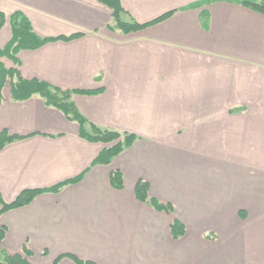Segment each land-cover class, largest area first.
I'll return each instance as SVG.
<instances>
[{
    "label": "crops",
    "instance_id": "0c3cea01",
    "mask_svg": "<svg viewBox=\"0 0 264 264\" xmlns=\"http://www.w3.org/2000/svg\"><path fill=\"white\" fill-rule=\"evenodd\" d=\"M241 0H120L125 21L110 31L99 0H0L48 41L0 57L23 79L73 93L89 124L135 136L109 162L111 145L38 94L22 101L2 88L0 197L49 189L0 214L3 253L30 264H264V14ZM264 2V0H256ZM122 188L111 186V171ZM137 182L167 206L135 196ZM56 190H52L55 189ZM182 227L174 236L171 224Z\"/></svg>",
    "mask_w": 264,
    "mask_h": 264
},
{
    "label": "trees",
    "instance_id": "16d2710c",
    "mask_svg": "<svg viewBox=\"0 0 264 264\" xmlns=\"http://www.w3.org/2000/svg\"><path fill=\"white\" fill-rule=\"evenodd\" d=\"M102 4L111 10L112 23L107 25L110 31L118 30L123 34L137 31L147 27L150 24L156 23L169 17L173 12H169L150 23L138 24L135 21H125L122 15L125 13L120 0H99ZM240 4L264 14V2L256 0H241ZM9 24L11 28L10 40L3 48H0V57L10 59L14 64H18L17 53L22 49H34L48 41L54 40H70L77 37L79 34L66 37L40 38L32 30L28 19L20 12L16 11L9 17ZM6 21L5 14L0 9V29ZM9 86L11 98L22 101L30 98L33 94H38L48 106H53L59 109L71 121H75L79 125L80 136L91 142H103L111 145L101 151L99 160L109 162L114 156L127 149L136 139L134 135L128 133H120L112 130L102 129L94 124H90V131H85V124H89L86 118L81 115L76 106L71 100L73 93L80 94H96L97 91H73L62 90L45 82L36 79H23L18 71L13 68H5L0 61V103L2 100V88ZM15 139L6 131L0 133V149L4 147L7 142ZM110 184L115 189L122 188V175L118 170L111 171L109 176ZM52 189V190H56ZM49 189H32L26 190L15 198L14 201L6 203L0 197V214L23 205L30 203V201L41 192ZM135 196L140 201H143L158 210L167 208L158 201L148 195L147 186L143 182H137L135 186ZM181 225L174 221L171 224L174 236L181 231ZM4 236V229L0 227V241ZM77 264H91L89 261L76 260ZM0 264H30V262L20 254L9 255L0 250Z\"/></svg>",
    "mask_w": 264,
    "mask_h": 264
}]
</instances>
